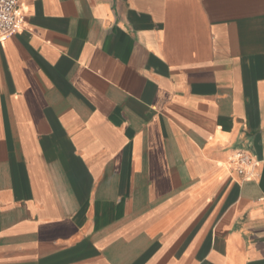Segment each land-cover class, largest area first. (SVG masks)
Masks as SVG:
<instances>
[{
	"label": "crops",
	"instance_id": "1",
	"mask_svg": "<svg viewBox=\"0 0 264 264\" xmlns=\"http://www.w3.org/2000/svg\"><path fill=\"white\" fill-rule=\"evenodd\" d=\"M19 13L0 44V264H264V0Z\"/></svg>",
	"mask_w": 264,
	"mask_h": 264
},
{
	"label": "built area",
	"instance_id": "2",
	"mask_svg": "<svg viewBox=\"0 0 264 264\" xmlns=\"http://www.w3.org/2000/svg\"><path fill=\"white\" fill-rule=\"evenodd\" d=\"M22 0H0V44L16 35L22 28L24 18L19 13ZM237 171L244 174L246 168H256L258 162L250 155L238 152L235 157Z\"/></svg>",
	"mask_w": 264,
	"mask_h": 264
}]
</instances>
